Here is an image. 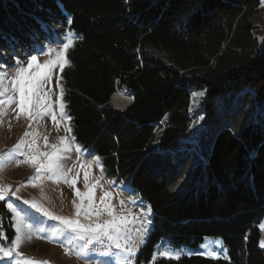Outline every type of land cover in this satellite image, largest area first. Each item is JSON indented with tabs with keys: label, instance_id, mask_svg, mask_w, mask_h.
I'll return each mask as SVG.
<instances>
[{
	"label": "trees",
	"instance_id": "16d2710c",
	"mask_svg": "<svg viewBox=\"0 0 264 264\" xmlns=\"http://www.w3.org/2000/svg\"><path fill=\"white\" fill-rule=\"evenodd\" d=\"M261 1L0 0V61L76 35L62 73L74 143L152 208L135 264L205 238H221L227 259L155 264H264ZM119 90L132 98L123 111L110 105ZM0 232L13 237L3 201Z\"/></svg>",
	"mask_w": 264,
	"mask_h": 264
},
{
	"label": "rangeland",
	"instance_id": "374dc122",
	"mask_svg": "<svg viewBox=\"0 0 264 264\" xmlns=\"http://www.w3.org/2000/svg\"><path fill=\"white\" fill-rule=\"evenodd\" d=\"M252 23L257 28L254 35L260 38L263 35L262 27L264 26V0L261 1L259 13L253 17ZM67 32L69 30L54 35L52 39L45 41L34 53H26L25 55L20 49H17L15 50L17 57L13 56L11 60L5 59L8 57L9 52H0V55L5 57L0 61V72L6 74L5 86L9 90L3 99L7 100L8 96L14 97L11 104L6 103L3 106V114L0 115V155L9 153L22 137L24 139V144L21 145V148L6 156V161L3 167L0 168V187L11 186V191L16 192V196L19 197L17 199L10 192L6 197V201H3L11 215L12 239L17 235L16 228L13 227L17 221L14 219L13 213L9 211L7 203H12L17 210H20L22 215L26 217V223L32 225L31 229H23L20 233L23 239L17 251L22 253L23 258L47 262V264H124L123 254L119 253L115 248L109 250L99 244L90 246L95 249L94 251H90L87 255H81L79 249L84 241L76 238L75 234L64 230L58 221L49 220L23 203L25 200L35 201L54 215L69 218L74 217L75 208L73 200L76 197L70 184L66 183L64 178H57L47 170H42L37 174L35 167L28 164L25 160V154L30 153L29 145L33 140L35 141L37 151L51 153L53 149L50 146L57 145V147L62 148L60 138L65 137L70 150H61L55 162L64 173H67V179L76 178V189H79L81 192L86 191L84 186L85 171L89 173L88 183L90 186L99 179L93 195V200L97 207L101 206L100 197L105 192L111 194L110 199H106L105 203L111 204L113 212L117 217H124L127 221L124 227L137 246L135 256L128 257V259L131 261V264H135L137 253L143 246L146 235L152 227L145 223L146 220L149 221L151 214L146 215L148 207L140 201L134 200L136 197L129 188H126L115 179H105L104 169L101 171V167L97 166L93 160L96 157L95 155L82 150L77 152L72 134L65 130L68 122L61 116L59 105L56 103L57 97L60 94V88H63V71H61L58 64L52 67L50 78L41 82L42 86L39 92L41 96L47 95L49 97L46 103H51V110L44 111L31 120L23 114L18 115L19 108L17 107V103L19 94L12 91L11 84V80L14 78L17 70V62L21 66L26 67L32 55L37 56V63L40 65L45 64L49 60H56L57 53L62 49L63 43H67ZM76 39L77 37L74 34L73 44ZM50 49L51 51H49ZM69 49L66 50V58ZM32 71L35 72L36 69L33 68ZM115 94L119 98L118 103H114L110 99V105L116 110L123 111L130 105L132 98L122 90H119ZM65 111L67 114L66 108ZM53 114L56 116V121L52 119ZM26 131L30 133L29 136H24ZM43 159L45 158L42 157L41 160ZM89 162H92L90 168L87 167ZM100 163L102 165L101 160ZM82 164L85 165L84 168H81ZM37 176H39V179L36 178ZM30 178L32 179L30 180ZM86 203L87 201H85ZM107 219H111V217L106 212L102 213L100 220ZM81 220L85 222L83 221V217H81ZM262 224H264V220ZM259 228L261 232L259 248L264 253V247L261 246V241H264V230L260 226ZM54 229L58 230L55 232V235L59 237V240L53 238ZM12 239H6L3 245L0 246L10 247ZM217 241H222V239L205 238L195 251H182L180 257L201 256L210 260H226L227 249L223 241L222 245H217ZM202 245L204 246L203 248L201 247ZM213 249L217 251L218 259H212L207 255L201 254ZM106 250L110 252V255H101ZM17 260H21L22 264V259L15 257V253H13L12 257L0 259V264H17Z\"/></svg>",
	"mask_w": 264,
	"mask_h": 264
},
{
	"label": "snow or ice",
	"instance_id": "6c2138e0",
	"mask_svg": "<svg viewBox=\"0 0 264 264\" xmlns=\"http://www.w3.org/2000/svg\"><path fill=\"white\" fill-rule=\"evenodd\" d=\"M72 20L68 19V24H71ZM73 36L72 32L66 33L67 43H63L62 49L57 53L56 60H49L45 64L40 65L37 63V56L32 55L28 60L27 66H21L19 62H17V70L14 78L11 80L12 91L18 93V103L17 107L19 108V113L26 116L29 120L33 119L36 115H40L44 111L51 110V103H46L49 100L47 95L41 96L39 94L40 88L42 86V81L48 80L50 78V72L52 67L56 64L59 65L61 71L66 66L70 65V61L66 58V50L69 49L73 45ZM51 51V49L49 50ZM35 68L36 71L33 72L32 69ZM6 74L0 72V115L3 114V106L7 104H11L14 100L13 96H8L7 100L3 99L5 94L9 91L5 86ZM59 87V82H58ZM194 96H204V92L193 93ZM56 103L59 105V111L61 116L68 122L65 128L66 132L71 133L70 120L71 117L67 116L65 108L66 105L64 103V91L63 88H60V94L57 97ZM53 121H56L55 114L52 115ZM29 132H25L24 136H29ZM74 139V138H73ZM24 144L23 137L20 141L17 142L16 145L13 146V149L9 151V153L0 155V168L3 167L6 156L11 155L12 152L21 148V145ZM60 145L62 148L57 147V145H51L53 151L49 152H39L36 150L35 141L29 145L30 153L25 154V160L28 164L33 165L35 167L36 173L39 174L42 170H47L51 172L57 178H64L66 183H69L73 188L76 199L73 200V206L75 208V215L72 218L54 215L52 212L48 211L40 204L35 201L25 200L24 204L28 205L30 209H34L37 213H41L42 216L47 217L49 220L58 221L63 229L75 234L76 238L84 243L81 245L79 252L81 255H87L90 251H94V248L90 246L94 245H102L106 249L115 248L119 253L124 256V264H131V261L128 257L135 256L137 246L133 242L132 238L128 235L126 228L124 225L127 223L124 217H117L112 209L110 203H105L106 199H110L111 194L105 192L104 195L100 197V207H97L93 200L94 190L99 183V179H97L96 183L91 186L88 183L89 173L85 171L84 173V186L86 191L81 192L79 189H76V178L73 177L70 180L67 179V173H64L60 166L55 162L58 159V153L61 150H70L68 146V141L65 137L60 138ZM77 152L81 151L80 145H75ZM45 158L41 160V158ZM94 162L97 166L101 167V171H103V167L100 163V157L96 156L93 158ZM19 163V161H17ZM92 162H89L87 165L90 168ZM85 165H81V168H84ZM39 179V176L36 177ZM32 178H30L31 180ZM174 190V189H173ZM18 191V189H17ZM11 192L12 196H16V192L11 191V186L0 187V201H6V197ZM19 199L18 196H16ZM79 201V202H77ZM85 201L87 203L85 204ZM7 207L10 212L13 213L14 219L17 221L13 227L16 228L17 235L10 241L11 246L5 247L0 246V259L4 257H12L13 253H15V257L22 259V264H47V262H40L31 259H26L22 257V253L17 251L23 237L20 235L23 229H31L32 225L26 223V217L22 215L20 210L12 203H7ZM107 213L111 219L100 220L102 213ZM152 208L148 206L146 215L151 214ZM83 217V221L81 220ZM95 218V219H94ZM145 223H150V221H145ZM261 229L264 230V224L260 225ZM54 231V239L59 240V237L55 235V232L58 231L56 229ZM7 238L4 236L2 232H0V245H3L4 241ZM217 245H222V241H217ZM261 246L264 247V241H261ZM204 247L203 245L201 246ZM67 251V250H66ZM182 253L178 250H163L159 251L158 254H153V262L155 264V260L157 255L160 258L164 259H180V255ZM190 254V253H189ZM201 254L207 255L209 258L218 259V253L215 249L203 252ZM101 255L108 256L110 252L108 250L101 253ZM17 264H21V260H17Z\"/></svg>",
	"mask_w": 264,
	"mask_h": 264
},
{
	"label": "built area",
	"instance_id": "2783aa9c",
	"mask_svg": "<svg viewBox=\"0 0 264 264\" xmlns=\"http://www.w3.org/2000/svg\"><path fill=\"white\" fill-rule=\"evenodd\" d=\"M148 225L152 226L151 223H147Z\"/></svg>",
	"mask_w": 264,
	"mask_h": 264
}]
</instances>
